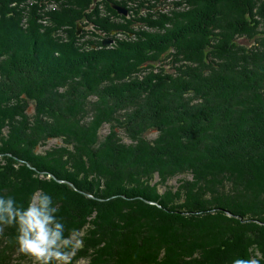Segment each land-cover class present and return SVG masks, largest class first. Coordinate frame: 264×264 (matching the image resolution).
Returning <instances> with one entry per match:
<instances>
[{"label":"trees","instance_id":"1","mask_svg":"<svg viewBox=\"0 0 264 264\" xmlns=\"http://www.w3.org/2000/svg\"><path fill=\"white\" fill-rule=\"evenodd\" d=\"M91 2L0 0V196H51L71 264H264V0Z\"/></svg>","mask_w":264,"mask_h":264},{"label":"clouds","instance_id":"2","mask_svg":"<svg viewBox=\"0 0 264 264\" xmlns=\"http://www.w3.org/2000/svg\"><path fill=\"white\" fill-rule=\"evenodd\" d=\"M51 196L40 193L33 195L27 207L16 206L13 198L0 196V226H14L16 230V251L28 256L33 264H71L75 247L81 241L72 243L70 237L64 235V224L55 213ZM233 264H255L254 261L236 259Z\"/></svg>","mask_w":264,"mask_h":264},{"label":"rangeland","instance_id":"3","mask_svg":"<svg viewBox=\"0 0 264 264\" xmlns=\"http://www.w3.org/2000/svg\"><path fill=\"white\" fill-rule=\"evenodd\" d=\"M42 1H44V0H42ZM108 1H110V0H100V2L97 3V7H99V13H100V15H103V14L107 15V14H109V13H106V8H105V6H106L105 4ZM162 1L163 0H146V1L145 0H139V2L142 5L146 4L147 7L158 6L159 4H161ZM167 1H168L167 5H169V7L172 8V10L169 11L170 13L167 14L169 18H171V17H173V16H175V15H177L179 13H184L186 11H189L191 8H193V5H194V0H171V1L170 0H167ZM104 2H106V3H104ZM111 2H112V4H114L115 2L118 3V4H120L119 0H111ZM91 3H93V0H92ZM118 4H116V5H118ZM172 6H176V7L173 8ZM95 7H96V3L94 2L92 4V7H91V12L94 10ZM159 17H163V16H156V14H153L152 15V18H154V19H158ZM91 28L94 29L93 26ZM81 31H82V29H81ZM81 31H80L79 35H81ZM100 34H102V33H100ZM79 35L76 34V36H79ZM112 37H109L110 43L109 44H106V45H103V41L104 40H107L108 39L107 37H105V36H99V38L97 37L96 38L97 39L96 41L99 40V42H101V43H99L98 46L100 48H102V47L103 48L104 47L107 48V46H109V47L113 46L114 45V41L111 39ZM54 145H55L54 142H50V143L47 144V146L45 147V149H50V148L54 147ZM61 183H64V182H61ZM170 185L171 186L177 185V179L172 180L170 182ZM82 235L83 234H80L79 236H73L72 239H71V241L73 243H75V241L77 239L79 240V238ZM22 264H33V261H23ZM75 264H86V261L80 260V261L76 262Z\"/></svg>","mask_w":264,"mask_h":264},{"label":"flooded vegetation","instance_id":"4","mask_svg":"<svg viewBox=\"0 0 264 264\" xmlns=\"http://www.w3.org/2000/svg\"><path fill=\"white\" fill-rule=\"evenodd\" d=\"M96 3V7H97V3L100 2V0H93V3ZM119 2L121 4H110V5H116L119 6L120 8H123L126 11V15H120L117 13V16L119 17H124L127 18L128 20H140V19H147L148 15L150 14V10L148 9L147 5L144 4L142 5L139 0H119ZM92 3V4H93ZM92 7V5H91ZM99 8V7H98ZM86 14H88V10L86 11ZM90 14H91V9H90ZM103 16H105V14H103ZM80 23L82 24L83 28H82V32H89L90 34H96V30L92 29V24L91 22L86 18V19H81ZM80 26V25H79ZM89 30V31H87Z\"/></svg>","mask_w":264,"mask_h":264},{"label":"water","instance_id":"5","mask_svg":"<svg viewBox=\"0 0 264 264\" xmlns=\"http://www.w3.org/2000/svg\"><path fill=\"white\" fill-rule=\"evenodd\" d=\"M110 8H111L112 10L116 11V12H117L118 14H120V15H123V16L126 15V11H125L123 8H120L119 6H116V5H110ZM80 31H81V27H78V28H77V35H79ZM109 43H110L109 40H105V41H103V45H106V44H109Z\"/></svg>","mask_w":264,"mask_h":264},{"label":"built area","instance_id":"6","mask_svg":"<svg viewBox=\"0 0 264 264\" xmlns=\"http://www.w3.org/2000/svg\"><path fill=\"white\" fill-rule=\"evenodd\" d=\"M170 1H171V0H170ZM167 3H168L167 0H163V1L161 2V4H159V5L157 6L156 9H158V10L160 11V13H162V14H165V13L169 12L170 10H172V8L169 7V5H167ZM172 7L175 8V6H172Z\"/></svg>","mask_w":264,"mask_h":264}]
</instances>
